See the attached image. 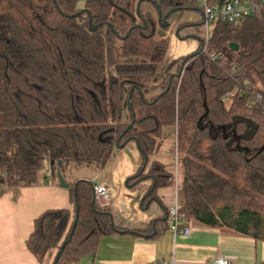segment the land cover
I'll use <instances>...</instances> for the list:
<instances>
[{
    "label": "trees",
    "instance_id": "obj_1",
    "mask_svg": "<svg viewBox=\"0 0 264 264\" xmlns=\"http://www.w3.org/2000/svg\"><path fill=\"white\" fill-rule=\"evenodd\" d=\"M78 1L0 0V185L34 184L47 164L56 179L50 160L103 166L117 145L136 141L142 164L126 183L149 179L147 191L154 184L146 205L156 188L173 183L160 162L144 166L162 128L174 125L183 224L264 241V12L217 20L202 39L191 32L196 50L167 60L168 38L158 30L170 24L163 28L161 18L200 12L197 0H155L160 18L151 0ZM198 26L201 20L178 25V37ZM67 188L73 210H44L26 240L39 264L64 240L55 264H73L124 229L110 225L108 205L92 202V181ZM166 221L163 229L127 231L155 236L169 228Z\"/></svg>",
    "mask_w": 264,
    "mask_h": 264
},
{
    "label": "crops",
    "instance_id": "obj_2",
    "mask_svg": "<svg viewBox=\"0 0 264 264\" xmlns=\"http://www.w3.org/2000/svg\"><path fill=\"white\" fill-rule=\"evenodd\" d=\"M199 19L200 12L194 10H183L170 16L172 34L166 54L183 42L190 41L188 43L193 46L192 49L198 46L193 36L188 34L179 38L175 29L180 23H195ZM182 52H177L176 57L171 59H181L186 53ZM153 161L164 165L173 176V183L156 188L152 200L146 205L142 199L148 196L151 181L143 179L137 183H126V178L135 174L142 164V155L135 141L115 148L103 166L92 163L62 164L61 172L68 184L87 180L103 183L109 188L111 199L107 205L112 221L118 228H124L101 237L95 251L84 258V262L148 264L173 259L176 264H214L215 258L232 256L235 259L231 264H264V241L229 229L191 222L188 235H174L168 227L148 238L127 231L143 229L152 224L162 228L168 217L167 209L171 205L182 204L181 164L174 125L162 128L158 150L149 156L144 172ZM58 208L72 211L73 204L68 188L61 186L51 176L48 164L34 184L20 187L0 185V264H39L27 248L26 240L33 230L35 218L44 210ZM55 254L56 251L47 264H51Z\"/></svg>",
    "mask_w": 264,
    "mask_h": 264
},
{
    "label": "built area",
    "instance_id": "obj_3",
    "mask_svg": "<svg viewBox=\"0 0 264 264\" xmlns=\"http://www.w3.org/2000/svg\"><path fill=\"white\" fill-rule=\"evenodd\" d=\"M201 3V21L206 37L209 34L210 26L217 20L236 22L242 18L253 16L264 12V0H223L220 3H209L208 0H197ZM211 30V29H210ZM211 59L214 56L210 55ZM92 198L97 206L107 205L111 199L109 188L100 182L93 181ZM180 205L174 204L168 208V226L170 231L176 234L188 235L189 225L183 224V216L179 214ZM232 256H221L215 258L214 264H231L234 261ZM148 264H176L173 259L158 260Z\"/></svg>",
    "mask_w": 264,
    "mask_h": 264
},
{
    "label": "water",
    "instance_id": "obj_4",
    "mask_svg": "<svg viewBox=\"0 0 264 264\" xmlns=\"http://www.w3.org/2000/svg\"><path fill=\"white\" fill-rule=\"evenodd\" d=\"M151 3H152V4L155 6V8L157 9V12H158V18H160V17H161V13H160V10H159V7H158V4L155 2V0H151ZM84 11H85L86 13H88V10H87V9H84ZM176 11H178V8H173V9L171 10V12H176ZM136 12H138V6H137V8H136ZM169 13H170V12H167V13L161 18V19H162V25H161V26H162L163 28H166V27L169 25V22H168V20H167V16L169 15ZM107 24H108V23H107ZM88 26H89V30H90V31H94V30L96 29V25L92 24L90 17H89V23H88ZM130 30H131V29H129V31H130ZM129 31L125 34L124 37H127ZM158 33H160L162 36H165V32H164L163 30H161V29L158 30ZM175 33H177V32H175ZM228 46H229V48H231V49H233V50H237V49H238V45H237L236 43H234V42H229V43H228ZM179 75H180V71L176 73V76H179ZM129 107H130V105H129ZM132 124H133V119L129 122L128 126L126 127V130L129 129V128L132 126ZM135 143H136L137 147H138L139 150H140L139 143L136 142V141H135ZM125 144H127V143L119 144V145H117V148H122ZM49 164H50V165H53V164H56V165H57V168H56V170H55V176H56V179H57L58 183H59L61 186L67 188V187L69 186V184H68V182L65 180V178L63 177L62 172H61V168H60V167L62 166V164H63L62 160H60V159H58V160H56V161H54V160H50ZM153 188H154V184H153V186L150 188V190L147 192L148 195L150 194V191H151ZM74 189H75V186H74ZM73 197H74L75 214H74L73 224H72V228H71V232H70V233H72V231H73V227H74V225H75V223H76V220H77V217H78V205H77V200H76V193H75V190H74ZM92 202H94L93 199H92ZM109 217H110V225H111L112 227H114V223H113V221H112L111 213H110V212H109ZM118 232H120V231H118ZM149 236H150V234H143V237H145V238H148ZM65 244H66V240H64V241L62 242V244L59 246V249L56 251V254H55V256H54V258H53L51 264H55V263H56V261L58 260L59 255H60V253H61V251H62V249H63V247H64Z\"/></svg>",
    "mask_w": 264,
    "mask_h": 264
},
{
    "label": "rangeland",
    "instance_id": "obj_5",
    "mask_svg": "<svg viewBox=\"0 0 264 264\" xmlns=\"http://www.w3.org/2000/svg\"><path fill=\"white\" fill-rule=\"evenodd\" d=\"M82 3H83V0L78 1V5H82ZM196 5L199 6V5H201V3L199 1H197L196 2ZM211 27L212 26H210V29H211ZM210 29H209V32H210ZM164 32H165V34H166V36L168 38V48L167 49H169V47H170L169 39H170V34H172V28L169 26L168 28H166L164 30ZM186 32L196 33L199 37H201V39L204 38V36H206L203 26L202 27L201 26H198V27H188L186 30H183L182 31V33H186ZM188 42H190V41H188ZM188 42H183L180 45L174 46L175 47L174 50H172V52L170 54L168 53L169 55L166 54V59L167 60H172L171 58L176 57V53L179 52V51H181V52L183 51L182 53L186 52L185 54H183V57L185 55H187V54L195 51L197 47H195L194 49H192L193 46L190 45V43H188ZM185 46L188 47L187 50L184 49ZM179 155H180V153H179ZM88 256H89V254L82 256L79 259V261L77 260L73 264H89L88 262H84V258H87Z\"/></svg>",
    "mask_w": 264,
    "mask_h": 264
},
{
    "label": "flooded vegetation",
    "instance_id": "obj_6",
    "mask_svg": "<svg viewBox=\"0 0 264 264\" xmlns=\"http://www.w3.org/2000/svg\"><path fill=\"white\" fill-rule=\"evenodd\" d=\"M200 20H201V14H200V19H199V21H200ZM180 24H182V23H180ZM180 24H178V25H180ZM178 25H177V26H178ZM185 28H186V27H185ZM176 30H177V28L175 29V31H176ZM182 31H183V30H180L179 32H180L183 36L188 35V34H190V36L192 35L191 32L182 33ZM176 34H177V33H176ZM177 35H178V34H177Z\"/></svg>",
    "mask_w": 264,
    "mask_h": 264
}]
</instances>
